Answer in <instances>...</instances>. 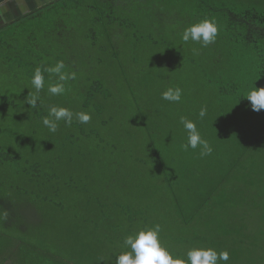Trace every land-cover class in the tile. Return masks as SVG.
Here are the masks:
<instances>
[{"label": "trees", "instance_id": "16d2710c", "mask_svg": "<svg viewBox=\"0 0 264 264\" xmlns=\"http://www.w3.org/2000/svg\"><path fill=\"white\" fill-rule=\"evenodd\" d=\"M38 11L0 27V264H115L125 236L156 224L175 256L211 247L229 251L227 264H264V109L246 99L264 87V0H57ZM205 18L216 42L185 44ZM58 61L75 79L53 96L58 77L45 72L36 93L34 70ZM177 86L180 103L161 99ZM51 106L92 119L52 133ZM181 116L210 156L181 147Z\"/></svg>", "mask_w": 264, "mask_h": 264}, {"label": "clouds", "instance_id": "9594fccd", "mask_svg": "<svg viewBox=\"0 0 264 264\" xmlns=\"http://www.w3.org/2000/svg\"><path fill=\"white\" fill-rule=\"evenodd\" d=\"M219 28L214 18H205L198 23H194L186 27L182 33L181 39L185 44L198 43L203 47H207L216 42ZM193 49V53H196ZM65 64L58 61L54 67L41 68L37 67L31 77V85L39 93L45 85L44 73L55 74L58 79L54 84H49L48 93L53 96H59L66 92L65 82L75 79V73H67L64 71ZM184 95L181 87H167L162 91L160 96L162 100L169 103H180ZM29 104L36 107L40 99L38 95H32L30 92ZM246 99L251 103V109L260 112L264 109V87H254L247 92ZM207 115V108L201 107L198 119L203 120ZM81 123L87 124L91 121V113L81 111L73 113L66 107L51 106L48 109V115L43 118V125L52 133H55L60 121H64L66 125H71L73 117ZM179 123L183 126L186 133V143L181 147L187 151L189 148L199 149L201 157L210 156L213 148L208 139H206L197 127V121L185 116H181ZM161 226L156 224L152 227H145L134 234L127 235L124 238V247L130 249L122 251L117 257L115 264H227L230 260V253L227 250L217 252L211 247H194L187 251L186 258L175 256L162 242L160 238Z\"/></svg>", "mask_w": 264, "mask_h": 264}, {"label": "crops", "instance_id": "0c3cea01", "mask_svg": "<svg viewBox=\"0 0 264 264\" xmlns=\"http://www.w3.org/2000/svg\"><path fill=\"white\" fill-rule=\"evenodd\" d=\"M54 1L57 0H0V27L20 20Z\"/></svg>", "mask_w": 264, "mask_h": 264}, {"label": "rangeland", "instance_id": "374dc122", "mask_svg": "<svg viewBox=\"0 0 264 264\" xmlns=\"http://www.w3.org/2000/svg\"><path fill=\"white\" fill-rule=\"evenodd\" d=\"M38 10H39V9H36L35 12H36V11L39 12ZM11 22H12V21H11ZM204 127L206 128L207 131H208V130H213V132H214V130H215L214 127H213V128L211 127V123H210V122H206V123L204 122Z\"/></svg>", "mask_w": 264, "mask_h": 264}]
</instances>
